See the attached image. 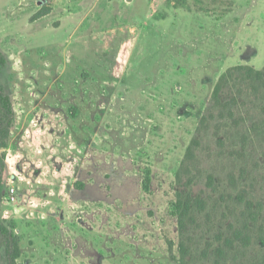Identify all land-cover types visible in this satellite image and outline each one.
Here are the masks:
<instances>
[{
    "label": "rangeland",
    "instance_id": "374dc122",
    "mask_svg": "<svg viewBox=\"0 0 264 264\" xmlns=\"http://www.w3.org/2000/svg\"><path fill=\"white\" fill-rule=\"evenodd\" d=\"M239 65L264 70V0H0L15 116L0 218L20 238L17 264H182L185 190L207 201L186 264H216L217 234L246 222L250 243L220 264H260L264 87L230 84L212 109Z\"/></svg>",
    "mask_w": 264,
    "mask_h": 264
},
{
    "label": "trees",
    "instance_id": "16d2710c",
    "mask_svg": "<svg viewBox=\"0 0 264 264\" xmlns=\"http://www.w3.org/2000/svg\"><path fill=\"white\" fill-rule=\"evenodd\" d=\"M239 74L244 75L243 80H239V78L237 77ZM248 80L254 81L259 86L264 87V70H257L250 65H239L236 67H232L228 71H226L220 77V80L217 86L215 87L213 93L212 109L222 105L221 94L223 93L226 86L230 84H232L233 86L240 85V81L249 83ZM248 85L253 86L256 90L259 88L256 87L253 82L249 83ZM229 113L232 114L231 111ZM14 117L15 116L12 101L10 97L5 93L3 88L0 86V150L7 147V143L11 135V129L15 125ZM212 117V113L209 114L208 118L204 117L201 124L206 126V124L210 121L209 119H212ZM198 145H200L199 140L195 138L187 150L183 166H186L187 163H190L195 159L194 150L198 147ZM6 175L7 174L6 165L4 161V154H2L0 155V207L6 191ZM178 175L179 180H181L180 173ZM193 182L194 179L189 178L186 184L188 187H190ZM208 185L211 187L215 185V181L211 177H208ZM242 199V196H239V200L242 201ZM206 206V199L203 198V196H195L191 190H185L182 192H178L177 194V200L175 203V213H177L179 216L180 232L182 238L180 243L182 264H186L187 261L190 260V257L192 258L191 244L193 243V240L189 234L188 228L190 225L197 224L196 214H201L206 209ZM251 208L252 207L250 205H247L249 213H252ZM242 214L245 217L246 213L242 212ZM206 215L210 218V214ZM236 230L233 232L232 236H223L222 233L217 234V241L219 243L214 247V252L215 254L219 255V258L215 259L216 264H220V258L225 257L228 254H231L234 260L237 259V254L229 251H232L235 247L238 246L239 239L244 241L242 242L243 245L241 244L242 247H246L250 243V236L242 231L248 230L247 222L243 226V229ZM19 243V236L15 234L14 231L0 218V244L3 247L5 264H17V259L21 254ZM211 246L212 244L208 242L207 248L203 251V256H208V250ZM260 264H264V257Z\"/></svg>",
    "mask_w": 264,
    "mask_h": 264
},
{
    "label": "built area",
    "instance_id": "2783aa9c",
    "mask_svg": "<svg viewBox=\"0 0 264 264\" xmlns=\"http://www.w3.org/2000/svg\"><path fill=\"white\" fill-rule=\"evenodd\" d=\"M14 192H15V190L12 188V189H11V193H14ZM12 198H14V197L12 196Z\"/></svg>",
    "mask_w": 264,
    "mask_h": 264
},
{
    "label": "water",
    "instance_id": "95a60500",
    "mask_svg": "<svg viewBox=\"0 0 264 264\" xmlns=\"http://www.w3.org/2000/svg\"><path fill=\"white\" fill-rule=\"evenodd\" d=\"M43 3V1H39V4H42Z\"/></svg>",
    "mask_w": 264,
    "mask_h": 264
}]
</instances>
